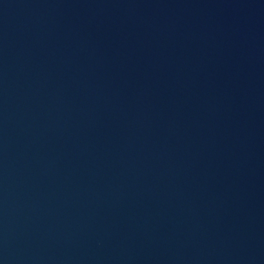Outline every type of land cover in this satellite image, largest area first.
<instances>
[{
	"label": "water",
	"instance_id": "water-1",
	"mask_svg": "<svg viewBox=\"0 0 264 264\" xmlns=\"http://www.w3.org/2000/svg\"><path fill=\"white\" fill-rule=\"evenodd\" d=\"M0 264H264V0H0Z\"/></svg>",
	"mask_w": 264,
	"mask_h": 264
}]
</instances>
